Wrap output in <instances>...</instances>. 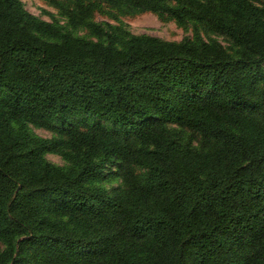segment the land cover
I'll return each mask as SVG.
<instances>
[{
  "label": "trees",
  "instance_id": "16d2710c",
  "mask_svg": "<svg viewBox=\"0 0 264 264\" xmlns=\"http://www.w3.org/2000/svg\"><path fill=\"white\" fill-rule=\"evenodd\" d=\"M53 2L67 27L0 0V264H264V0ZM100 5L194 23L234 52L104 27Z\"/></svg>",
  "mask_w": 264,
  "mask_h": 264
},
{
  "label": "rangeland",
  "instance_id": "374dc122",
  "mask_svg": "<svg viewBox=\"0 0 264 264\" xmlns=\"http://www.w3.org/2000/svg\"><path fill=\"white\" fill-rule=\"evenodd\" d=\"M20 1L23 2L26 9L30 13L40 19L51 23H58L65 27L68 26V19L63 15L61 7L53 1L61 2L64 6H72V3H70L71 0ZM92 21L101 24L104 27L107 25L121 26L133 35H148L169 42H181L186 38L193 39L199 35L206 41L215 39L225 48H228L229 51L234 52V50L231 49V44L226 37L213 33H206L204 30L196 27V24L194 23L179 22L174 18L158 13L144 12L134 15H123L106 5H100L96 12H94ZM77 34L91 38L90 31L87 28L78 30ZM72 120L82 130H87L95 126L115 129L113 125L90 116H73ZM54 125L58 126L57 123ZM170 128L181 133V138H183L185 142L190 143L194 148L199 149L206 144V140L199 133H193L182 129L178 125H172ZM30 129L36 136L44 139L60 137V134L56 130L37 128L34 126H30ZM46 158L50 162L59 166L65 167L68 165L63 156L59 154H47ZM116 171L117 165H112L111 171H108L107 179L103 182V186L114 196L122 194L124 190L120 176L115 174ZM137 173L143 175L145 171L137 170Z\"/></svg>",
  "mask_w": 264,
  "mask_h": 264
}]
</instances>
